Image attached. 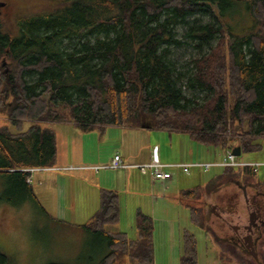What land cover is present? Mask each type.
<instances>
[{"label":"trees","instance_id":"obj_1","mask_svg":"<svg viewBox=\"0 0 264 264\" xmlns=\"http://www.w3.org/2000/svg\"><path fill=\"white\" fill-rule=\"evenodd\" d=\"M48 1L49 8L22 13L11 26L0 14V116L10 124L0 127V176L13 193L36 200L32 174L22 169L57 167V136L37 122L64 120L60 107L90 130L148 126L215 149L228 150L234 140L241 154L261 149L264 0ZM229 9L245 12L251 24L236 30L225 20ZM187 43L193 53L182 64L173 48ZM25 122L34 125L23 131ZM255 173L226 167L208 187L230 176L249 182ZM190 215L198 225L196 207ZM119 219V194L101 188L97 212L82 225L106 243L100 264H153L151 218L138 213L137 239L107 229ZM6 259L0 252V264ZM181 264H200L189 232Z\"/></svg>","mask_w":264,"mask_h":264},{"label":"rangeland","instance_id":"obj_2","mask_svg":"<svg viewBox=\"0 0 264 264\" xmlns=\"http://www.w3.org/2000/svg\"><path fill=\"white\" fill-rule=\"evenodd\" d=\"M49 7L48 0H0V14L8 26L22 13ZM234 14L230 9L225 11V20L239 32L251 24L245 12L233 18ZM173 50L182 64L193 53L188 43ZM2 66L7 72L6 60ZM229 106H233L232 98ZM56 111L64 120L37 122L55 132L58 162L56 168L32 174L36 200L22 199L10 190L8 178L0 176V252L7 256L6 264H100L108 251L106 243L82 225L97 212L101 188L119 194L120 219L107 227L111 232L137 239L138 213L151 218L153 264H181L185 232L195 235L200 264H264V225L255 231L257 259L239 242L233 229L240 226L242 232L249 224L247 198L259 201L258 214L264 220V137L255 140L260 150L238 157L256 171L249 182L230 176L220 182L222 186L208 187L223 172L215 167L208 171L192 168L189 174L181 168L169 169L173 180L166 183L153 181L135 167L99 171L93 167L110 165L120 153L128 157L126 164L141 163L155 145L160 147L163 164L215 163L233 151L238 141L223 150L201 145L183 133L119 126L90 130L75 125L67 108ZM9 125L8 118L0 116V127ZM32 125L25 122L23 131ZM11 131L18 132L14 127ZM10 197L15 203L8 201ZM192 207L199 211L198 225L191 220Z\"/></svg>","mask_w":264,"mask_h":264},{"label":"built area","instance_id":"obj_3","mask_svg":"<svg viewBox=\"0 0 264 264\" xmlns=\"http://www.w3.org/2000/svg\"><path fill=\"white\" fill-rule=\"evenodd\" d=\"M126 166L123 163L122 158L120 155H116L112 160L110 165L102 166V167H93L95 171H99L101 169H120L125 168ZM135 168L139 169L140 172L144 175H149L153 181H167L172 179L173 175L169 171V169L174 168H181L184 173L189 174L192 168H204L205 170H210L215 167H233V168H243V167H252V165L241 163L238 160V157L235 156L232 151H227L225 157L220 162L215 163H201V164H163L157 154V151H153V156L151 161L139 164L134 166ZM253 168V167H252ZM48 168H28L22 169V171L30 172L33 174L37 171H42ZM29 182L32 181V176L28 179Z\"/></svg>","mask_w":264,"mask_h":264},{"label":"flooded vegetation","instance_id":"obj_4","mask_svg":"<svg viewBox=\"0 0 264 264\" xmlns=\"http://www.w3.org/2000/svg\"><path fill=\"white\" fill-rule=\"evenodd\" d=\"M245 194V193H244ZM246 195V194H245ZM259 201L255 200V199H250L247 198L246 199V203L248 205V209H249V214L253 213V212H256V214L258 215L259 217V220H258V227L257 226H254L253 227V231L251 232L252 234V238H253V241H254V244H255V231L259 228V225H264V220L259 216L258 214V208L260 207V204L258 203ZM248 225H245L243 227V233L241 232V227L240 226H235L233 227L234 231H235V234H236V237L237 239L239 240V242L243 243V246L246 247V239L248 238V235H249V230L246 228ZM244 247V248H245ZM247 249V248H246ZM248 250V249H247ZM248 252L250 253V251L248 250Z\"/></svg>","mask_w":264,"mask_h":264},{"label":"water","instance_id":"obj_5","mask_svg":"<svg viewBox=\"0 0 264 264\" xmlns=\"http://www.w3.org/2000/svg\"><path fill=\"white\" fill-rule=\"evenodd\" d=\"M142 127L145 129H150V127L148 126H142ZM232 153L235 156L239 157L241 156V149L237 147L232 151ZM258 220H259V217L256 214V212L251 213L250 218H249V224L246 227L249 230V235H248V238L246 239V247L250 251V254L255 257V259H257V253L255 251V244H254L251 232L253 231V227L257 225Z\"/></svg>","mask_w":264,"mask_h":264},{"label":"crops","instance_id":"obj_6","mask_svg":"<svg viewBox=\"0 0 264 264\" xmlns=\"http://www.w3.org/2000/svg\"><path fill=\"white\" fill-rule=\"evenodd\" d=\"M122 127V126H121ZM122 128H129V127H122ZM147 130H152L153 131V129H147ZM154 150H156L157 151V154H158V156H159V158H162V154H161V150H160V147L159 146H153V148H151V149H149V154H148V156H147V160L146 161H142L141 163H146V162H149V161H151V159H152V156H153V151ZM117 154V152L115 153V155ZM120 155H121V157H122V160H123V163H124V165L126 166L125 168H120V169H129V168H131V167H134V166H136V165H139V164H141V163H137V164H126L125 163V159H128V157L126 156V155H124V154H122V153H120ZM89 168V167H88ZM218 168H221V167H218ZM222 170H223V168H222ZM144 175V174H143ZM173 180V179H172ZM171 179H169V181L167 180V181H165L166 183L167 182H170V181H172ZM164 183V182H163ZM107 189H109V188H107ZM113 189V188H112ZM98 198H99V194H98Z\"/></svg>","mask_w":264,"mask_h":264}]
</instances>
